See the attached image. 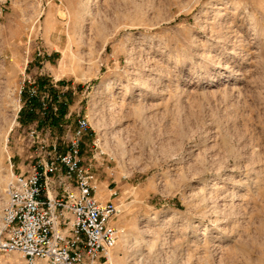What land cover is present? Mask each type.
Instances as JSON below:
<instances>
[{
  "label": "rangeland",
  "instance_id": "1",
  "mask_svg": "<svg viewBox=\"0 0 264 264\" xmlns=\"http://www.w3.org/2000/svg\"><path fill=\"white\" fill-rule=\"evenodd\" d=\"M83 116L113 264H264V0H0V229L33 131Z\"/></svg>",
  "mask_w": 264,
  "mask_h": 264
},
{
  "label": "built area",
  "instance_id": "2",
  "mask_svg": "<svg viewBox=\"0 0 264 264\" xmlns=\"http://www.w3.org/2000/svg\"><path fill=\"white\" fill-rule=\"evenodd\" d=\"M91 130L83 116L65 141L33 131L32 161L13 170L7 185L0 253H19L27 264H113L121 239L119 192L113 187L101 197L92 165L84 164Z\"/></svg>",
  "mask_w": 264,
  "mask_h": 264
},
{
  "label": "bare ground",
  "instance_id": "3",
  "mask_svg": "<svg viewBox=\"0 0 264 264\" xmlns=\"http://www.w3.org/2000/svg\"><path fill=\"white\" fill-rule=\"evenodd\" d=\"M92 0H88V3H90ZM114 105V104H113ZM13 122H14V119H13ZM12 122V123H13ZM7 134H8V132H7ZM219 169H221V167L219 168ZM13 173V172H12ZM0 179H2L1 178V176H0ZM213 180H215V179H213ZM204 192V191H203ZM211 193H213L212 191H211ZM210 193V194H211ZM239 195H241V194H238V193H236L235 194V198L236 197H238ZM210 198H212V197H210ZM205 201V200H204ZM123 209H122V207H120V213H119V215H121L122 214V211ZM223 213L224 212H219V214L217 215V217H216V220H215V223L216 224H218L219 222H220V219L222 218V215H223ZM236 223H237V220L234 222V224L236 225ZM126 226V225H125ZM235 228V226H233V228L232 229H234ZM1 230V229H0ZM123 232V236H122V238L120 239V242L118 243V245L120 246V245H123V246H126V243L128 242V236H129V229H127V227L126 228H124V230L122 231ZM117 245V246H118ZM118 246V247H119ZM126 248H127V246H126ZM116 249V248H115ZM121 257V256H120ZM121 258H123V256L121 257ZM121 258H119L118 259V262L121 260ZM112 260H113V256H112Z\"/></svg>",
  "mask_w": 264,
  "mask_h": 264
}]
</instances>
